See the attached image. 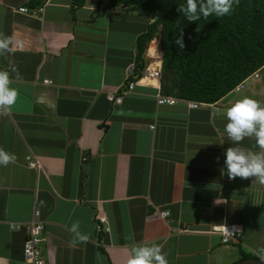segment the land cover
<instances>
[{
  "label": "crops",
  "instance_id": "crops-1",
  "mask_svg": "<svg viewBox=\"0 0 264 264\" xmlns=\"http://www.w3.org/2000/svg\"><path fill=\"white\" fill-rule=\"evenodd\" d=\"M105 2L84 0L72 11L70 0H0V34L13 38L0 71L19 90L11 111L0 113V148L16 156L0 165V264H29L22 241L32 209L44 225L46 264H109L101 251L111 264H127L132 247L154 243L169 264H231L242 253L261 260L264 185L229 180L224 166L235 146L226 112L236 98L157 104L159 80L141 78L110 101L127 88L147 19L119 8L94 13ZM152 45L159 52L157 37L148 52ZM241 146L259 151L254 138ZM76 221L90 238L73 245ZM224 223L238 233L222 243L215 227Z\"/></svg>",
  "mask_w": 264,
  "mask_h": 264
},
{
  "label": "trees",
  "instance_id": "trees-1",
  "mask_svg": "<svg viewBox=\"0 0 264 264\" xmlns=\"http://www.w3.org/2000/svg\"><path fill=\"white\" fill-rule=\"evenodd\" d=\"M70 1L72 11L84 2ZM179 5H186V0H106L102 8L94 11L119 8L147 19L143 31L135 37L134 68L129 81L141 77L147 61L146 45L157 37L160 94L215 104L231 91L243 89V82L255 78L264 65V0H239L228 15L202 17L197 22H189L177 11ZM180 29L183 49L175 44ZM97 224V234H101L104 227L98 220Z\"/></svg>",
  "mask_w": 264,
  "mask_h": 264
},
{
  "label": "clouds",
  "instance_id": "clouds-1",
  "mask_svg": "<svg viewBox=\"0 0 264 264\" xmlns=\"http://www.w3.org/2000/svg\"><path fill=\"white\" fill-rule=\"evenodd\" d=\"M233 4L238 5L239 0H186V5H179L177 11L181 12L189 22H197L202 17L207 19L213 15L216 17L228 15L233 10ZM12 44V37L0 34V56L9 54L12 51ZM175 44L180 49L185 47L182 29H180ZM13 72H16L15 68ZM12 83L13 79L10 73L0 71V113L5 115L11 111L19 97V90L12 87ZM226 116L228 122L225 132L235 145L228 147L224 153V166L228 179L254 178L253 182L264 185V104L245 96L227 109ZM246 138H254L259 151H251L241 146ZM15 161L14 154L0 148V165L7 166ZM217 162H219V157ZM159 215L166 216L167 212H160ZM69 232L72 234L71 243L73 245L86 242L90 238L89 234L80 231L79 221L71 225ZM237 233L238 231L234 235ZM258 255L264 262V249H261ZM127 264H169V261L167 253L163 252V246L154 243L150 246L132 247Z\"/></svg>",
  "mask_w": 264,
  "mask_h": 264
},
{
  "label": "built area",
  "instance_id": "built-area-1",
  "mask_svg": "<svg viewBox=\"0 0 264 264\" xmlns=\"http://www.w3.org/2000/svg\"><path fill=\"white\" fill-rule=\"evenodd\" d=\"M19 12L26 13L27 9L25 7H19L18 8ZM145 56L147 59L151 56L147 49L145 51ZM152 56L156 57L159 59V54L156 51L155 54ZM133 68L134 64L130 62L126 68V73L128 74V77H130L133 74ZM160 76V61L159 60H153L149 61L147 60L145 65L143 66L141 70V77L134 79L132 81H129L128 79V84L126 89H121V90H116L114 92H110L108 94V99L110 101L117 102L121 98L122 95L126 93V90L130 89L132 85L135 83L136 80H140L141 78H155L158 79ZM43 82L48 83V80H43ZM237 87H241V84H238ZM236 87V88H237ZM179 101H183L187 108H197V107H204L207 105H212L208 104L205 102H194L191 100H182L175 98L170 95H162V94H157L156 95V102L157 104H176ZM215 110L217 109L216 107L214 108ZM35 162L29 161L28 166H34ZM38 212L36 209H32V214L31 218L25 222L23 228L25 232V236L22 241V257L24 260H26L29 264H46L45 261L41 257L40 249H39V244L42 241L41 238V232L44 228V225L42 221L36 219L35 217L37 216ZM102 218H100V221ZM10 228H13L11 225L9 226ZM217 230V233L220 235V241L221 242H226L230 237L234 235V233L237 231L236 227L234 224H219L218 226L215 227Z\"/></svg>",
  "mask_w": 264,
  "mask_h": 264
},
{
  "label": "rangeland",
  "instance_id": "rangeland-1",
  "mask_svg": "<svg viewBox=\"0 0 264 264\" xmlns=\"http://www.w3.org/2000/svg\"><path fill=\"white\" fill-rule=\"evenodd\" d=\"M146 48H147V45H146ZM156 53V51H154V54ZM147 60L149 61H153V60H159L157 59L156 57L154 56H150ZM257 75L255 78L253 79H247L243 82V85H244V88L243 89H240V90H237V91H231L228 96L229 97H233V98H236L234 99L233 101H237L241 96H248V94H251L250 91H251V88H254L255 87V92L256 93H259L258 96L256 97H251L252 99H255L257 101H259L260 103H263L264 102V82H261L264 78V67H262L261 69H259L257 72ZM241 97V99L243 98ZM220 106V105H218ZM220 109V108H219Z\"/></svg>",
  "mask_w": 264,
  "mask_h": 264
},
{
  "label": "water",
  "instance_id": "water-1",
  "mask_svg": "<svg viewBox=\"0 0 264 264\" xmlns=\"http://www.w3.org/2000/svg\"><path fill=\"white\" fill-rule=\"evenodd\" d=\"M231 264H264V262H262L257 257L251 256V257H244V258L238 259Z\"/></svg>",
  "mask_w": 264,
  "mask_h": 264
},
{
  "label": "bare ground",
  "instance_id": "bare-ground-1",
  "mask_svg": "<svg viewBox=\"0 0 264 264\" xmlns=\"http://www.w3.org/2000/svg\"><path fill=\"white\" fill-rule=\"evenodd\" d=\"M152 44V43H151ZM154 44V43H153ZM155 49V46L154 45H152L150 48H149V54L152 56L153 54H154V50Z\"/></svg>",
  "mask_w": 264,
  "mask_h": 264
}]
</instances>
